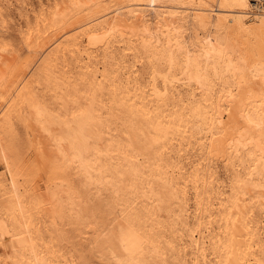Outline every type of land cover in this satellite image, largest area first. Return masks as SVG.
Masks as SVG:
<instances>
[{
	"label": "bare ground",
	"instance_id": "1",
	"mask_svg": "<svg viewBox=\"0 0 264 264\" xmlns=\"http://www.w3.org/2000/svg\"><path fill=\"white\" fill-rule=\"evenodd\" d=\"M1 1L0 264H264V0Z\"/></svg>",
	"mask_w": 264,
	"mask_h": 264
},
{
	"label": "rangeland",
	"instance_id": "2",
	"mask_svg": "<svg viewBox=\"0 0 264 264\" xmlns=\"http://www.w3.org/2000/svg\"><path fill=\"white\" fill-rule=\"evenodd\" d=\"M49 1H51V0H49ZM42 2H44V3H42ZM5 3L7 4V6L5 5ZM48 3H49L48 0H3V2L1 1L3 11L5 10V12L7 14H9V16L7 17L8 23L6 24V25H8V27L6 29L7 30L9 29V31H10V32L8 31L10 34L7 33L6 36H3V38L6 37L7 39H9L10 42H12L14 44V46H16V47L21 46L20 37H19L20 33L19 32H21V30L25 28V24L28 23V20L33 22V20H34L33 19L34 18L33 13H35V12L37 13L38 9L40 8V6L42 4L43 5L45 4L44 6H46ZM22 4H23V6H22ZM31 8L35 11L33 12V10ZM166 42H167V40L163 36L162 37V43H166ZM118 50L120 51V49H118ZM22 51H24V50H22ZM128 57L129 56H127V59L130 60L131 57H129V58ZM178 77H180V76L178 75ZM161 83H162L161 81H158L157 85L160 86V87L158 86L159 89L163 90L165 88V86L163 84L161 85ZM179 83L178 82L176 83L178 85L174 84V86H176V87H173L174 90L172 89V91L175 93V95H176V92H178V94H181V96H182V94H184L185 96L186 95H192L193 89L191 87H190L191 88L190 89V88H188V86L182 84L181 80ZM252 141H253V139H249L248 143L254 144V143H252ZM213 159H214L213 161H215V163H214L215 167L214 166L213 167H214L215 171L217 169V177H219L220 181H223L225 184H227L229 182V178H228V175L225 171L224 161L222 160V158L220 157V155L218 153L214 154ZM189 167L190 166L188 165L187 168H189ZM218 174H219V176H218Z\"/></svg>",
	"mask_w": 264,
	"mask_h": 264
},
{
	"label": "snow or ice",
	"instance_id": "3",
	"mask_svg": "<svg viewBox=\"0 0 264 264\" xmlns=\"http://www.w3.org/2000/svg\"><path fill=\"white\" fill-rule=\"evenodd\" d=\"M221 51L219 55L221 58L227 57L229 59V63L233 68V71L237 73V76H240L241 74H244L245 76L248 73H251V76L248 77V81H259V88H260V98H261V108L255 113L254 116H250L247 118V122L250 125H253L256 128H260L261 130H264V56L258 57L256 60H250L246 55L235 52L234 49H228L227 52H225L226 45H223L221 42ZM235 53V56L237 58V64H232V55ZM252 64V67L249 68V64ZM191 71V69H189ZM259 72L261 75L257 76L256 73ZM218 78V77H215ZM258 118V119H257ZM58 136H64L63 132H60L57 134ZM68 144L70 145V151L75 156L76 150L79 149L80 152H83L82 147L76 142L72 140H68ZM76 159H80L81 161L85 159V157L77 156ZM261 159L262 162H264V149L261 151ZM264 175V173H262ZM111 222V221H109Z\"/></svg>",
	"mask_w": 264,
	"mask_h": 264
}]
</instances>
